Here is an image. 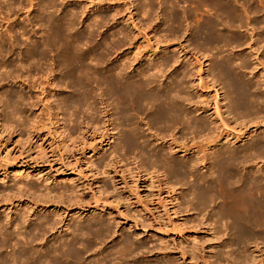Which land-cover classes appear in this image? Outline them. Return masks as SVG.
Masks as SVG:
<instances>
[{
  "label": "rangeland",
  "instance_id": "374dc122",
  "mask_svg": "<svg viewBox=\"0 0 264 264\" xmlns=\"http://www.w3.org/2000/svg\"><path fill=\"white\" fill-rule=\"evenodd\" d=\"M5 1L7 2V0H0V42L4 41L7 44L6 47L11 48L10 44L15 42V38L16 40L19 39L18 43H20V40L25 43L29 42L28 38L39 39L41 36H44L43 33L47 30V27L45 24L38 23L36 20V17L40 13H38V7L35 6V0H32V7L28 6L29 4H27V7L26 4H24L25 7L22 6V1L24 3L27 2V0L26 2L22 0V4L13 5L15 8L11 6L13 2L8 1L11 5L7 4V7H12V10H6L8 8L5 7ZM119 1L58 0L57 12L55 11V14H59L60 10H65L67 7L79 10V15L77 16L78 23L76 25V29L78 30H85L87 24L89 26V23H91L89 19H93L94 15H108V18L105 19L106 21L104 20L102 22L105 23L104 25L99 24L101 21L96 22L99 25L98 31L100 33H96L97 39L94 38L93 44L101 43L98 41H102L103 36L110 41L111 38L109 40L107 35L110 37V34L122 28L129 35V38H132L130 40L134 42V48L127 50L128 47L126 45L122 48L123 51L120 49L118 53L119 55L123 53L121 56H127L131 58L130 60H134V57H140L141 55L142 59L138 65L151 59L156 61L159 56L168 54H173L172 56L174 58L179 57V54L183 57V59L182 57L180 58L182 64L179 67L186 66L190 69L189 64H195L194 74L195 72L196 74L192 78V83L189 84L192 102L195 103L194 107L203 108L204 112L200 116L205 121L211 123L210 127H213L212 121L215 123L214 125L220 126V130L222 123H230L229 128L232 127L235 130L232 133V137L227 138V140H230L227 141L224 139L225 141H222L224 146H233V149L241 150L251 139L259 135H264V129L257 130L260 126L264 125V106L259 115L261 120L248 122L249 119H246L245 122V118H241L238 121H234L235 125H233V120L230 122L232 119L230 117L232 116H229L228 109L224 106L226 102L223 100L221 86L214 84L207 73L206 67H209V59L206 55H200L196 51L192 52L193 50H190L192 47L190 45L187 46L188 43L182 38L177 40H173L170 36L168 38L166 33L167 25H164L166 21L164 20V23L161 24L163 18L160 19V17L162 14L158 13L161 12V8L168 9L170 6L173 7L171 4L174 1L173 4L180 6L182 9L189 10L190 8L189 11L192 10L196 13L198 22H203L208 17L207 14H210L209 12L212 11L211 9L213 8L214 10L212 5L206 2L204 3L201 0H185L184 3L183 0H171V3L169 0H163V2L161 0H153L154 6L156 7L157 5L155 8L153 2L151 3L152 6H149L151 4L147 5L149 0ZM231 2V6H234L235 8H233L238 10L245 5V9L243 10H248V6L251 3L250 6L257 5V8L253 6L256 10H250L249 7L250 11L255 12L249 13V10L246 11V15L251 17L248 22L253 23L257 20V24H250L251 26L249 25L245 30H240V33H243L245 38H247V42L253 36V39L256 40L258 34L264 31V0H232ZM237 2H241V6L244 5L241 7ZM247 2L250 3L247 4ZM164 3L167 4L164 5ZM194 3L196 5L199 4L200 7L197 9ZM64 5H67V7H63ZM209 5L212 6L211 9H208ZM150 7L151 11L158 8L157 11H153L154 14L156 12L155 18L157 15L155 21L154 14L149 10ZM119 8L121 14L119 12L115 13V11H119ZM141 9L142 11L144 10L143 12L146 9L147 12L143 15ZM112 13L117 15L115 16L116 19L111 18L112 16L114 17ZM158 14H160V17ZM254 17L255 19H253ZM147 18H150L148 19L150 22L145 21ZM153 21L157 24L160 23L159 28L164 31H160L159 28L151 29V24L154 23ZM148 23L150 26L147 25ZM152 30L154 33H152ZM156 30L160 31L158 32L160 34L162 32V34L156 33ZM20 31L26 33L22 35ZM86 33H83L85 37L88 36ZM161 37L165 38V40L163 41ZM157 39L160 40L158 41ZM260 42V45L263 46L264 36ZM93 44L92 46H94ZM88 46L90 48V45ZM183 46H185L183 52H189L187 55H184L180 51ZM166 47H169V49H164ZM252 47L253 52H249L246 49H243L245 51L242 50L249 58V71H252L251 74H247V77L252 79L255 76L259 80V84L262 85V91L264 92V60L259 54L261 50L256 52V47ZM20 48L22 49L23 47ZM135 49H138V51L136 52ZM138 52H140L139 55H137ZM53 54H48L46 60L49 59L47 61L38 62V65L44 69L41 67L37 68V63H35L34 65H30L31 68L28 67L30 69L27 68L29 70L28 72L25 68H23L24 70H20L22 69L21 66L25 63L22 60L23 64H21L19 63L21 60H18L12 66L19 71H12L11 69L13 75L11 74L9 77L5 74V80L0 82V93L17 91L25 100L23 104L17 105V103L15 104L13 102L8 105L2 103V101L4 102V98L0 94V220L3 224V226H0V264H27L24 260V257H26L25 245H23L24 235H26L25 232L28 233V230L36 222L43 221L42 219H47L51 224L53 222L55 225L53 229H50L46 225L43 226L46 236L41 239L40 243L35 244L36 249L43 247L46 241L54 240L56 242L66 238L73 224L85 223L84 221L92 220L93 218L105 222L110 230H113L111 231V236L107 237L105 243L97 245L94 247L95 251L93 250L87 253V255H84L87 263L88 259L99 255L101 251L110 249L119 245L122 241L128 240L137 247H140L130 257L129 261L131 264H168L171 262L172 264H194L195 260L193 263L191 261L189 262L187 255L190 253V257L195 256L197 258L196 253H192L193 251L190 252L191 249L193 250L194 245H196V248L199 246L197 244H200V248L203 250L202 252L199 249L200 251L198 252L204 255L206 254L205 257L211 255L212 259L209 262L210 264H214V257H212L214 252H212L213 254H208L209 248H206L207 245H212L213 247L216 242L212 244L206 237L207 234L212 237L215 230V226L213 228V223L208 212L199 213L192 211L190 209L191 207L187 208L188 210L183 206L180 207L179 202H183L185 199L183 198L182 192H180L182 191V187H180L181 183L176 182L174 178L166 176L162 170L149 169L144 162L136 159L133 154H128L125 157L122 154H118L117 156V154L110 153L116 144L114 140L117 136L114 134L115 131L112 135L109 134L106 118L102 113L104 112L105 106L101 104L99 94L104 89V86H99V90H96L92 94L93 99L91 100H93V103H96L94 105L98 108L97 114L91 116L85 113L83 109L79 111L69 106L67 107L68 109L63 107L61 100L63 101L64 97L69 96L71 90L66 87L68 84L63 76L64 71H60L61 75L59 71H55L57 69L53 67V62L56 54L54 56ZM49 55H52V57H49ZM114 55L116 56L117 54H113L112 56L115 57ZM90 59L91 61L88 60L87 64L91 70L95 62L92 61V57ZM30 61L29 64H31ZM32 61L34 62L35 60ZM50 63H52V66ZM105 64H107V61L104 60L103 65ZM138 65H136V68ZM0 66L5 72V67L1 63ZM177 68L178 66L174 65L169 68V71ZM51 70H54L55 73ZM88 74L91 75V71ZM197 76L201 78L205 77V79H202L201 82V78L199 77V80ZM203 81H206L207 84ZM188 108L192 109L190 105ZM221 115L222 117H220ZM145 123L146 120L141 123V131H144L150 138L152 136H150ZM243 125H247L244 127L245 129ZM218 130L215 133L217 132L219 134ZM177 136L178 134H176ZM109 137L110 139H108ZM169 139L170 136L168 135L165 140ZM191 140L192 136L187 135L182 142L186 146H190L193 143ZM195 140L198 141V139ZM162 142L161 140L155 141L156 149H167L168 146ZM222 145L220 146L222 147ZM215 148H210V150H215ZM207 150L205 149V151L200 152L199 156L208 153L212 154L218 148L214 152ZM192 152L193 150L184 156L182 153L173 152L172 157L175 160L181 161L185 158L195 159L196 155H193ZM261 166L264 167V162L263 164H258L257 162V164L253 165V170L257 171ZM198 170L205 177L211 173L208 165L206 167L198 166ZM192 180L191 178L187 181ZM177 184L179 185L176 186ZM92 209H97V212ZM153 218H156L157 222H159L158 224H160L159 226L162 227L160 230L156 228L158 225L156 220L153 223ZM111 227L113 228L111 229ZM134 227L136 228L134 229ZM4 230H6V233L12 231L11 239L5 236ZM213 236L212 238L216 239V235L213 234ZM212 238L210 239L214 241ZM79 239L82 238L80 237ZM207 241L208 243L206 244ZM14 244L17 245L15 246ZM263 249L264 244L261 243H252L249 245L250 260L254 261L253 264H264ZM168 251L171 253L166 255L165 258L163 254ZM182 252L186 253V255L182 256ZM11 253H13L12 255L14 257L17 255L15 258L18 257L19 259L15 260L14 258L13 260ZM179 255L181 256L179 257ZM225 261L222 260L218 264H227V261ZM28 264H31V262L28 261ZM197 264H201V261L198 260Z\"/></svg>",
  "mask_w": 264,
  "mask_h": 264
},
{
  "label": "bare ground",
  "instance_id": "6f19581e",
  "mask_svg": "<svg viewBox=\"0 0 264 264\" xmlns=\"http://www.w3.org/2000/svg\"><path fill=\"white\" fill-rule=\"evenodd\" d=\"M8 1H12V5L9 4ZM21 1L22 0H7V2L5 1L6 6H4L8 8V4L15 8L13 6L15 4L19 5L23 3L22 6L24 7V4H26V7L27 4H29L28 6L32 4V0H27L28 3L26 0V3L23 1L21 3ZM35 1V6L38 7L37 10L39 11L38 13H40L38 14L39 16L36 17V20L38 23L45 24L47 30L44 31V36H41L39 39L28 38L29 42L23 43L20 40V43H18L19 39L17 38L18 40H16L15 38V42L10 44L11 48L6 47L7 44L4 41L0 42V63L5 67L4 72L0 66V82L5 80L4 77L6 75L9 77L11 76L13 73L11 69L12 71H19L12 66V64L14 63L13 65H15V62L18 60H21V62H19L21 64H23L22 60L25 63L23 64L25 67L21 66L22 69L20 70H24L23 68H25L28 72V69L31 68L30 65L37 63V68H40L41 66L38 65V62L47 61L49 59L46 60L48 54L54 53L56 54L55 56L53 54L54 58L56 57V62L54 60L53 67L57 69L55 71H59V74L60 71H64L63 76L68 84L66 87L71 90V94L64 97L63 101L61 100L65 109H68L67 107L69 106L79 111L83 109L85 113L91 116L97 114L98 108L94 105L95 102L93 103V100H91L93 99L92 94L96 90H99V86H104V89L102 88L103 90L100 89L102 91L99 94L101 104L105 106L104 112L102 113L105 115L109 134L112 135L115 131L114 134L117 136L114 140L116 144L113 146L110 153L114 155L117 154V156L118 154H122V156L125 157L128 154H133L136 159L144 162L149 169H157V171L162 170L165 172L166 176L174 178L176 182L181 183L180 187H182V191L180 192H182L183 198L185 199H182L183 202H179L180 207L183 206L186 209L191 207L190 209L192 211L199 213L208 212L213 223V228L215 226L213 234L218 237L215 236L216 239H214L212 238L214 237L213 234L212 237L209 234L206 235L212 244L216 241L213 247L212 245L206 246V248H209L208 254H213L212 252H214L212 257H214L215 263L218 264L222 262V260H226L227 264H253L254 261L250 260L249 245L252 243L264 244V242H259L264 241V167L261 166L257 171L253 170V165L257 164V162L258 164H263L264 162V135H259L251 139L241 150H235L232 148L233 146L229 147L226 144V146H224L222 141L227 140L230 136L232 137V133L233 131L235 132V130L232 127L229 128L230 123L225 124L222 122L221 130L220 126L214 125L215 123H213V121V127H210L211 123L205 121L204 118L200 116L204 112L203 108L194 107L195 103L192 102L189 84L192 83V78L195 77L196 74V72L194 74L195 64H189L190 69L186 66L179 67L182 64V60H180L182 56L179 54V57L174 58L172 56L173 54H168L159 56L156 61L151 59L153 61L147 60L141 63V65H138L142 59L141 55L140 57L138 56L139 58L134 57V60H130L131 58L127 56H121L123 53L121 55L118 53L120 49L123 51L122 48L126 45L128 47H126L127 50L129 48H134V42L130 40L132 38H129V35H127L122 28L114 31L110 34V37L107 35L109 40L111 38L110 41L103 36L104 38L102 37V41H98L101 43L97 42L98 44H93L94 38L97 39L96 33H100L98 31L99 25L96 22L101 21L99 24L101 23L104 25L105 23L102 22L108 18V15L102 14L104 12L101 13L102 15L99 14L96 16V14L93 16V19H89L91 23H89V26L87 24L85 30H78L76 29V25L78 23L77 16L79 15V10L64 5L63 7L67 8L65 10H60L59 14H55L57 12L58 0ZM161 1L163 2V0ZM184 1L185 0H183V3ZM201 1L209 3L214 7L213 10L212 6H208V9L212 8L211 10L213 12H209L210 14H207L208 17L203 22H198L196 13L192 10L189 11L190 8L189 10L182 9L180 6L174 5V1L171 4L173 7L168 6V9L161 8V12H158L162 14L161 17L160 14H158L160 19L163 18L162 22H160L163 24V21H166L164 25H167L166 33L168 38L169 36L173 40L182 38L188 43L187 46L190 45L192 47V49H190L193 50L192 52L196 51V53H200V55H206L209 59V67H206L207 73L214 84L221 86L224 97L223 100L227 105L224 104V106L227 107L228 111H226L229 113V116H232L230 117L232 118L230 122L233 120L234 123V121H238V119L241 118H245L244 121L249 119L248 122L259 121L261 120L259 115L264 106V92L262 91V85L259 84V80H257L255 76L252 79L247 77V74H251L252 71H249V58L242 50L246 49L249 52H253L252 46H255L256 52L261 50L259 54L264 60V45H260V41H262V37L264 36V31L258 34L256 40L253 39L254 36L250 38L249 42H247V38H245L243 33H240V30H245L250 24H257V20L253 23L248 22L251 17L246 15V11L249 10V7L250 10H256L254 7L257 8V5L254 6V4L253 7L250 6L251 3L248 6V10H243L246 5L241 8L244 4L241 6L242 3L237 2L239 4L241 3V7L238 6L241 9L238 10L234 9V6H231L232 0H229L230 2L228 0ZM152 2L153 0H149L147 5ZM169 2L171 3L172 1L169 0ZM249 3L247 2V4ZM165 4L167 3H164V5ZM198 5L195 4L197 9L200 7V5ZM149 6H152V4ZM11 8L6 10H10ZM142 9L141 12L144 15L147 10L145 9V12H143L144 10L142 11ZM150 9L151 7L149 10ZM157 9L154 10L157 11ZM153 11L150 10V12L154 14ZM118 12L121 14L120 8L119 11H115V13ZM251 12L253 13L255 11H250L249 13ZM115 13H112L114 17L112 16L111 18L117 16ZM155 14L153 15L154 21L157 18V15L155 18ZM96 17H99L100 20L99 18L97 20ZM148 19L150 18H147L145 21L150 22ZM253 19H255V17ZM159 24L160 23H152L151 29L154 30L159 28ZM147 25L150 26L149 23ZM153 30L152 33H154ZM159 30L164 31L160 28ZM24 31L23 33L20 31L22 35L26 33H24ZM160 31L156 30V33ZM83 33H86L88 36L85 37ZM162 39L163 41L165 40V38ZM157 40L159 41L160 39ZM92 44L94 46H92ZM88 45H90V48ZM20 47L23 48L21 49ZM167 48L169 49V47L164 49ZM184 48L185 46H183L180 51L183 52ZM135 50L136 52L138 51V49ZM139 53L140 52H138L137 55H139ZM188 53L189 52H183L184 55ZM113 54L117 55L113 57ZM145 55L147 54L145 53ZM49 57H52V55H49ZM90 57H92V61L95 62L91 70L87 64L88 60L91 61ZM29 60L35 61H32L33 63L30 61L31 64H29ZM104 60L107 61V64H105L106 66L103 65ZM51 64L52 63H50V65ZM136 65H138L137 68ZM174 65H177L178 68L169 71V68ZM18 67L20 66L18 65ZM41 68L44 69L43 67ZM1 71L3 72L1 73ZM51 71L55 73L54 70ZM89 71H91V75L88 74ZM199 77L200 76H197L200 80L201 77ZM202 79L204 80L205 77L201 78V82ZM203 82L207 84L206 81ZM0 94H2L4 98V102L2 101L4 104L9 105L14 102L18 105L23 104L25 101L23 96L17 91H6ZM90 100L91 102H89ZM189 105L192 109L188 108ZM220 117H222V115ZM145 120L147 130L150 136H152L150 138L144 131H141V123ZM233 125H235V123ZM246 126L243 125V128ZM261 129H264V125L260 126L257 130ZM216 130H218L219 134H217V132L215 133ZM176 134H178L177 137ZM168 135L170 139L165 140ZM187 135L192 136L191 141H193V143L190 146H186V144L182 142ZM108 139H110V137ZM195 139H198V141ZM157 140L163 141L164 143H162L168 146L167 149H156L154 143ZM226 143L228 144V142ZM220 145H222V147ZM214 147H216L215 150L218 148L216 152L213 150ZM210 148L213 149L210 150ZM205 149L214 153L199 156L200 152L205 151ZM191 150H193V155H196L195 159L185 158L181 161L175 160L172 157L173 152L182 153L184 156L189 154ZM207 165L211 173L209 172L210 174L205 177L198 170V166L206 167ZM191 178L193 179L192 181H187ZM178 185L179 184L176 186ZM92 210L97 212V209ZM42 220L43 221H39V223L36 222V224L28 230V233L25 232V239H23L25 249L24 247L23 249L26 252L24 260L27 264L28 261H30L31 264H131L129 261L130 257L139 247L134 245L131 241L124 240L119 245L101 251L99 255L93 256L92 259H88L87 263V259L85 260L84 255H87V253L93 250L95 251L94 247L97 245L105 243L107 237L111 236V231L113 230V227H111L112 230H110L105 222L93 218L92 220L89 219L84 221L85 223L73 224L66 238L56 242H54V240L46 241L43 247L36 249L35 244L40 243L41 239L46 236L43 226L46 225L50 227V229H53L55 225L53 222L51 224L47 219ZM152 220L153 223L154 220L157 222L156 218ZM158 223L159 222H157V224ZM0 224H2V222ZM159 225L160 224L155 227L160 230L162 227ZM0 226H3V224ZM135 228L136 227H134V229ZM5 231L6 230H4V232ZM11 232H5V236L8 239L12 237L13 233L11 234ZM79 236L82 239H79ZM210 238L214 239V241ZM197 245H199L197 248L195 247L196 245H194L193 250L191 249L190 251L196 253L197 258H195V256L190 257V253L187 251L189 253L187 255L188 261L193 263L195 260L194 264H197L198 260H200L201 264H210L209 260L212 259L211 255L205 257L206 254L199 253L198 251L202 248H200V244ZM222 249L225 250L222 251ZM201 251L203 252V250ZM13 253H11V255ZM170 253L169 251L164 252L163 255L166 258V255ZM185 255L186 253L182 252V256ZM16 256L17 255H15V257ZM180 256L181 255H179V257ZM15 257H12L13 260ZM16 259L19 258L17 257L15 260ZM168 264H172V262Z\"/></svg>",
  "mask_w": 264,
  "mask_h": 264
}]
</instances>
